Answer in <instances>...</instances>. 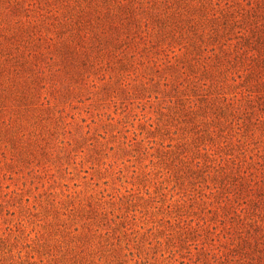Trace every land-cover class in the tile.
I'll return each mask as SVG.
<instances>
[{
  "label": "rangeland",
  "instance_id": "1",
  "mask_svg": "<svg viewBox=\"0 0 264 264\" xmlns=\"http://www.w3.org/2000/svg\"><path fill=\"white\" fill-rule=\"evenodd\" d=\"M260 8L0 0V264H264L249 219L264 222L251 202L264 183V108L239 93L243 67L211 95L254 110L248 130L216 134L210 111L194 124L180 104L206 103L210 78L190 63H215L211 48L224 55L238 40L251 48L243 34ZM223 170L252 180L231 203Z\"/></svg>",
  "mask_w": 264,
  "mask_h": 264
},
{
  "label": "trees",
  "instance_id": "2",
  "mask_svg": "<svg viewBox=\"0 0 264 264\" xmlns=\"http://www.w3.org/2000/svg\"><path fill=\"white\" fill-rule=\"evenodd\" d=\"M205 12H208L211 15L215 14V12H211V10H206ZM259 14L264 15L263 8L259 9ZM253 20L255 19L249 18V21ZM245 34V40L250 43L252 42L251 48H246V42L243 43L242 40H238L233 45V49H228V51L224 55H219L214 51V48H211L213 52L208 56V58L213 59L215 63H212L211 61L201 63L199 60H192V62L190 63V67L193 70L197 71L198 74H200L201 76L207 75L210 78L209 83H207L206 81L203 82L202 89L206 92L202 93L200 96V100L205 101L206 103L202 106L198 104L196 107V104L185 105V103L182 101H180V104H182V109L187 112V114L193 116L191 121H193L194 124H198L195 115L199 111H202L204 113L210 111L211 114L209 115L212 116L211 122L213 125L212 131H214L216 134H219L220 131H224L227 125L234 122L237 123L238 128L245 130H248L250 126L254 124V121L250 119V114H252L254 110H249L247 107L242 106L240 102H237L234 99V97L237 95L236 93L233 94V96H228L224 93L219 96L211 95V93H213L211 91V88L213 86L217 88L216 83L218 77L223 73L229 71L231 66H242L246 74L244 79H242V81L240 82V85L243 88L241 91H239V93L248 96V103L251 104L253 109H258V106H255L254 102L263 105L264 108V18L261 24L252 26L249 32L244 33L243 35ZM225 44L226 42L223 43V45ZM221 57L224 58L221 59ZM216 63L217 66L215 67ZM241 76V74H238V76L233 74L232 79L237 80L236 77ZM258 119L264 120V114H261ZM199 139L200 135H197L195 136L194 141H197ZM190 169L196 170L191 167ZM222 172L227 173L228 178L222 177L219 179V181L228 188H231V190L229 191H232L233 196L226 197L227 200L231 203L236 199V197H239L240 194L243 193L246 182L251 183L252 180L249 179L247 181V177H244V175L241 174L237 176H235L234 174L231 175L233 170H223ZM237 177L243 178L238 181ZM219 181L217 180V182ZM217 185L219 186L220 184L218 183L216 184V186ZM251 189L254 193H257V195H259V198L251 199L252 204H254V206L257 204V202H263L264 204V183L262 185L259 184L256 187H251ZM246 208L247 206L243 207V210ZM249 219L254 233L256 231L254 237L256 241L260 243L261 237H264L263 217L260 216L259 213H257V216L254 215ZM250 242L251 240L248 239L244 242H241V244H238L241 247H244L245 244H250Z\"/></svg>",
  "mask_w": 264,
  "mask_h": 264
}]
</instances>
